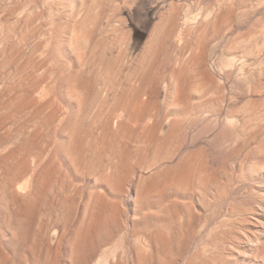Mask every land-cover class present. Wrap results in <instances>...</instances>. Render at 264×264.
Instances as JSON below:
<instances>
[{
  "label": "rangeland",
  "instance_id": "rangeland-1",
  "mask_svg": "<svg viewBox=\"0 0 264 264\" xmlns=\"http://www.w3.org/2000/svg\"><path fill=\"white\" fill-rule=\"evenodd\" d=\"M263 248L264 0H0V264Z\"/></svg>",
  "mask_w": 264,
  "mask_h": 264
},
{
  "label": "bare ground",
  "instance_id": "bare-ground-1",
  "mask_svg": "<svg viewBox=\"0 0 264 264\" xmlns=\"http://www.w3.org/2000/svg\"><path fill=\"white\" fill-rule=\"evenodd\" d=\"M171 26H172V25H171ZM120 58H121V57H120ZM9 61H11V60H9ZM152 67H153V66H152ZM110 73H111V72H110ZM108 74H109V73H108ZM109 75H110V74H109ZM111 75H112V74H111ZM85 82H86V81H85ZM83 87H84V86H83ZM110 88H111V87H110ZM135 91H136V92H135ZM134 92H135V93H139V94L137 95V96H138V97H137V99H138V103L141 104V105L144 104V103L141 101V96L146 95V93L143 92L142 89L134 90ZM150 93H151V92H150ZM142 94H143V95H142ZM9 95H10V94H9ZM137 99H136V102H137ZM6 105H7V104H6ZM48 108H49V107H48ZM49 116H50V115H49ZM53 116H54V115H53ZM53 116H51V117H53ZM55 116H56V115H55ZM132 117H133V116H132ZM53 118L55 119V117H53ZM53 118H52V120H54ZM133 118H134V117H133ZM6 119L8 120V118H6ZM49 119H50V117H49ZM97 119H98V118H97ZM199 119H200V118H199ZM203 120H204V119H203ZM4 121H5V120H4ZM4 121H3V122H4ZM8 121H9V120H8ZM115 121H116V120H115ZM174 121H175V120H174ZM196 121H197V120H196ZM52 122H53V121H52ZM147 122H148V121H147ZM186 122H187V121H186ZM187 123H188V122H187ZM227 123H229V122H227ZM243 123H244V122H243ZM4 124H5V123H4ZM174 127L176 128V126H174ZM229 128H230V125H229ZM249 128H250V127H249ZM41 129H42V127H40L39 131H40ZM202 129H204V128H202ZM127 130H128V129H127ZM262 130H263V129H262ZM39 131H38V133H39ZM40 132H41V131H40ZM175 132H176V131H175ZM41 133H42V132H41ZM41 133H40V134H41ZM35 134H37V133H35ZM40 134H39V136H40ZM147 134H148V133H147ZM173 134H174V133H173ZM34 137H36V136H34ZM124 137H125V136H124ZM148 137H149V136H148ZM169 137H171V136H169ZM32 138H33V137H32ZM36 139H37V138H36ZM34 140H35V139H34ZM40 140H41V139H40ZM42 140H43V139H42ZM29 141H30V140H29ZM253 141H254V139H253ZM50 142H52V141H50ZM254 142H255V141H254ZM39 143H41V141H40ZM39 143H38V144H39ZM76 143H77V142H76ZM212 143H213V142H212ZM26 144H27V142H26ZM29 144H30V143H29ZM33 144H34V143H33ZM39 145H40V144H39ZM41 145H42V144H41ZM220 145H221V144H220ZM213 146H214V145H213ZM38 148H40V146H39ZM42 148H43V147L41 146V149H42ZM44 148H45V147H44ZM125 149H126V148H125ZM42 150H44V149H42ZM199 152H200V150H199ZM241 152H243V151H241ZM200 153H201V152H200ZM244 154H245V153H244ZM174 155H175V154H174ZM190 155H191V154H190ZM42 156H43V155H42ZM197 156H198V155H197ZM247 156H248V155H247ZM195 157H196V155H195ZM35 158H36V157H35ZM28 160H29V159H28ZM196 160H197V159H196ZM29 161H30V160H29ZM40 161H41V160H40ZM191 162H192V161H191ZM191 162H190V163H191ZM194 162H195V161H194ZM197 162H198V161H197ZM231 162H232V161H231ZM25 164H27V163H25ZM29 164H30V163H29ZM200 164H201V163H200ZM22 165H23V162H22ZM22 165H21V166H22ZM18 166H19V165H18ZM18 166H17V168H18ZM24 166H26V165H24ZM59 166H60V165H59ZM196 167H197V165L195 166L194 170L196 169ZM182 168H183V167H182ZM202 168H203V167H202ZM24 169H25V168H24ZM28 169H29V168H28ZM42 169H43V168H42ZM59 169H60V168H59ZM59 169H58V167H57L56 171L59 170ZM18 170H19V169H18ZM22 170H23V169H22ZM194 170H193V172H194ZM206 170H207V169H206ZM202 171H203V170H202ZM204 171H205V170H204ZM204 171H203V173H204ZM215 171H216V170H215ZM16 172H17V170H16ZM19 172H20V171H19ZM21 172H22V171H21ZM34 172H35V171H34ZM54 172H55V171H54ZM27 173H28V171H27ZM44 173H46V172H44ZM185 173H186V171H185ZM189 173H190V172H189ZM201 173H202V172H201ZM239 173H240V172H239ZM20 174H21V173H20ZM22 174H23V173H22ZM22 174H21V176H22ZM24 174H25V173H24ZM46 174H47V173H46ZM199 174H200V172H198V175H199ZM53 175H54V174H53ZM181 175L183 176L184 174H181ZM188 175H189V174H188ZM200 175H201V174H200ZM17 176H18V175H17ZM17 176H15L16 179H17ZM191 176H192V174H191ZM212 176H214V175H212ZM207 177H208V176H207ZM19 178H20V177H19ZM50 178H52V177H50ZM109 178H110V177H109ZM178 178H179V176H178ZM204 178H205V177H204ZM204 178H203V180H204ZM209 178H210V177H209ZM179 179L184 180L185 178L182 179V177H180ZM188 179H189V178H188ZM190 179H191V178H190ZM48 180H50V179H48ZM63 180H64V179H63ZM63 180H62V182H63ZM177 180H178V179H177ZM181 180H180V182H181ZM211 180H212V177H211ZM14 181H15V180H14ZM171 181L174 183V179H173V178L171 179ZM117 182H118V181H117ZM175 182H176V181H175ZM182 182L184 183L185 181H182ZM189 182H190V180H189ZM204 182H205V183L207 182V178H206V181L204 180ZM12 183H13V182H12ZM14 183H15V182H14ZM47 183H48V182H46V185H47ZM118 183H119V182H118ZM118 183H117V185H118ZM166 183H167V182H166ZM166 183H165V186L167 185ZM168 183H169V182H168ZM176 183H178V181H177ZM187 183H188V181H187ZM42 184H43V183H42ZM185 184H186V183H185ZM185 184H184V186H185ZM190 184H191V183H190ZM44 185H45V184H44ZM170 185H171V183H170ZM170 185H169V186H170ZM188 185H189V184H188ZM201 185H202V184H201ZM205 185H206V184H205ZM167 186H168V185H167ZM176 186H178V185L176 184ZM14 187H15V185H14ZM69 187H71V186L69 185ZM154 187H155V186H154ZM189 187H190V186H189ZM41 188H43V187H41ZM113 188H114V187H113ZM167 188H168V187H167ZM185 188H187V187H185ZM199 188H200V187H199ZM15 189H16V188H15ZM77 189H78V188H77ZM116 189H117V187H116ZM145 189H146V188H145ZM160 189H161V188H160ZM151 190H152V189H151ZM155 190H156V188H155ZM158 190H159V189H158ZM161 190H163V189H161ZM161 190H160L159 192H162ZM190 190H191V188H190ZM69 191H70V190H68L67 192H69ZM146 191H150V190L147 189ZM146 191H145V192H146ZM67 192H66V193H67ZM73 192H74V190L71 191V193H73ZM152 192H153V191H152ZM34 194H35V193H34ZM69 194H70V192H69ZM69 194H68V195H69ZM158 194H159L158 192H157V194H156L155 191H154V195H153V194H152V195L155 196V195H158ZM201 194H202V193H201ZM10 195H11V194H10ZM65 195H66V194H65ZM75 195H76V194H75ZM143 195H144V194H143ZM147 195H148V193L145 194L146 197H147ZM150 195H151V194H150ZM66 196H67V195H66ZM139 196H140V195H139ZM102 197H103V199L106 198V196H105V198H104V196H102ZM141 197H142V196H141ZM143 197H144V196H143ZM38 198H39V197H38ZM38 198H37V199H38ZM40 198H41V197H40ZM54 198H55V197H54ZM66 198H67V197H66ZM66 198H65V199H66ZM138 198H139V197H138ZM142 199H143V198H142ZM34 200H35V199H34ZM66 200H67V199H66ZM244 200H245V199H244ZM13 201H14V200H13ZM32 201H33V200H32ZM117 202H118V201H117ZM173 202H174V201H173ZM31 203H32V202H31ZM31 203H30V204H31ZM51 203H52V202H51ZM115 203H116V202H115ZM189 203H190V202H189ZM187 204H188V203H187ZM120 205H121V203H120ZM24 206H26V205H24ZM35 206H36V205H35ZM114 206H115V205H114ZM177 206H178V205H177ZM242 206H243V205H242ZM112 208H113V207H112ZM193 208H194V206H193ZM23 209H24V208H23ZM35 209H36V208H35ZM28 210H29V209H28ZM28 210H27V211H28ZM20 211H21V210L19 209V212H17V213H20ZM32 211H33V210H32ZM113 211H114V210H113ZM241 211H242V210H241ZM21 212H22V211H21ZM169 212H170V210H169ZM253 212H254V211H253ZM150 213H152V212H150ZM194 213H195V212H194ZM27 214H28V213H27ZM248 214H249V213H248ZM21 215H22V214H21ZM145 215H146V214H145ZM252 215H253V214H252ZM153 216H155V215H153ZM158 216H159V215H158ZM194 216H195V215H194ZM18 218H19V217H18ZM22 219H23V218H21L20 220H22ZM143 219H144V218H143ZM25 220H26V219H25ZM140 220H141V219H140ZM190 220H191V219H190ZM190 220H187V221H188V222H191ZM23 221H24V220H23ZM28 221H29V219H28ZM160 221H162V220H160ZM216 221H217V220H216ZM152 222H153V221H152ZM178 222H179V221H178ZM156 223H157V222H156ZM25 224H26V222H25ZM156 225H157V224H156ZM17 226H18V225H17ZM17 226H15V227H17ZM180 226H181V225H180ZM42 227H43V226H42ZM42 227H40V228L42 229ZM189 227H191V226H190V223H189ZM189 227H188L187 229H189ZM90 228H91V227H90ZM23 229H24V228H23ZM28 229H29V228H28ZM24 230H25V229H24ZM154 230H156V229H154ZM175 230H176V229H175ZM175 230H174V231H175ZM184 230H185V229H184ZM174 231H173V232H174ZM185 231H186V230H185ZM239 231H240V230H239ZM239 231H238V232H239ZM245 231H246V230H245ZM18 232H19V231H18ZM140 232H141V231H140ZM140 232H139V233H140ZM152 232H154V231H152ZM152 232H151V233H152ZM22 233L24 234L23 230H22ZM38 233H39V231H38ZM40 233H41V232H40ZM106 233H107V232H106ZM147 233H149V232H147ZM244 233H245V232H244ZM89 234H90V233H89ZM157 234L160 235V232H158ZM162 234H163V232H162ZM162 234H161V235H162ZM178 234H179V233H178ZM181 234H182V232H181ZM186 234H187V233H186ZM237 234H238V233H237ZM84 235H85V234H84ZM165 235H166V234H165ZM183 235L185 236V233H183ZM15 236H16V235H15ZM38 236H39V235H38ZM40 236H41V235H40ZM156 236H157V235H156ZM166 236H167V235H166ZM166 236H165V237L163 236L164 239L161 238V239L163 240V241H162L163 243L160 241L161 244H164V241H165V243L167 242V238H168V237L166 238ZM184 236H181V237H184ZM87 237H88V236H87ZM160 237H161V236H160ZM179 237H180V236H179ZM179 237H178V238H179ZM243 237H244V236H243ZM42 238H43V237H42ZM42 238H40V240H41ZM85 238H86V237H85ZM138 238H139V237H138ZM17 239H18V238H17ZM159 239H160V238H159ZM161 239H160V240H161ZM168 239H169V238H168ZM179 239H180V238H179ZM37 240H38V238H37ZM83 240H84V239H83ZM169 240H170V239H169ZM183 240H184V238H182V241H183ZM233 240H234V239H233ZM257 240H259V239H257ZM155 241H156V240H155ZM170 241H171V240H170ZM25 242H26V241H25ZM147 242H148V241H147ZM156 242H157V241H156ZM27 243H28V242H27ZM27 243H26V245H27ZM148 243H149V242H148ZM157 243H159V241H158ZM179 243H180V242H179ZM183 243H184V242H183ZM73 244H74V243H73ZM159 244H160V243H159ZM180 244H181V243H180ZM24 245H25V244H24ZM157 245H158V244H156V246H157ZM178 245H179V244H177V246H178ZM182 245H183V244H182ZM235 245H236V244H235ZM82 246H83V244H82ZM154 246H155V245H154ZM158 246H159V245H158ZM162 246H164V245H162ZM159 247H160V246H159ZM179 247H180V246H179ZM30 248H31V247H30ZM34 248H35V247H34ZM34 248H33V249L31 248V249H32V252H33V250H35ZM143 248H144V246H143ZM153 248H154V247H153ZM177 248H178V247H177ZM126 249H127V248H126ZM130 249H131V248H130ZM146 249H147V248H146ZM263 249H264V248H263ZM25 250H26V249H25ZM28 250H29V249H28ZM147 250H148V249H147ZM147 250H146V251H147ZM155 250H156V249H155ZM77 251H78V250H77ZM144 251H145V249H144ZM170 251H171V245H170V243H168V242H167V245L164 246V247L162 248V250H160V248H159V253H160V255L162 254V255H164V256H167V254H168ZM201 251H202V250H201ZM147 252H148V251H147ZM185 252H186V251H185ZM34 253H35V251H34ZM81 253H82V252H81ZM181 253H182V252H181ZM200 253H201V252H200ZM139 254H140V252H139ZM149 254H150V253H149ZM32 255H33V254H32ZM35 255H36V254H35ZM131 255H132V254H131ZM141 255H142V254H141ZM201 255H203V254H201ZM120 256H121V255H120ZM137 256H138V255H137ZM137 256H136V257H137ZM148 256H149V255H148ZM150 256H151V255H150ZM157 256H158V260H159V259H160L159 254H157ZM168 256H170V254H169ZM54 257H55V255H54ZM77 257H78V256H77ZM195 257H196V256H195ZM137 258H138V257H137ZM149 258H150V257H149ZM161 258H162V257H161ZM165 258H167V257H165ZM168 258H169V257H168ZM193 258H194V257H193ZM74 259H75V258H74ZM119 259H120V258H119ZM124 259H125V258H124ZM150 259L152 260V258H150ZM169 259H170V258H169ZM177 259H178V258H177ZM179 259H180V258H179ZM199 259H200V258H199ZM2 260H3V259H2ZM88 260H89V259H88ZM138 260H142V259H138ZM145 260H147V259H145V257H144V260H143V261H145ZM193 260H194V259H193ZM4 261H5V260H3V262H4ZM159 261H160L159 263L162 264V263H165L166 260H164V261L162 260V263H161V260H159ZM167 261H170V260H167ZM167 261H166V263H168ZM3 262L1 261L0 263H3ZM104 262H105V261H104ZM171 262H172V263L169 262V264H173V261H171ZM175 262H176V261H175V259H174V263H175ZM192 262H193V261H192ZM203 262H204V260H203ZM205 262H206V261H205ZM128 263H129V262H128ZM134 263H135V262H134ZM155 263H156V262H155ZM51 264H52V263H51ZM104 264H105V263H104ZM106 264H107V263H106ZM113 264H114V263H113ZM118 264H120V263H118ZM129 264H131V263H129ZM194 264H195V263H194ZM204 264H205V263H204Z\"/></svg>",
  "mask_w": 264,
  "mask_h": 264
}]
</instances>
